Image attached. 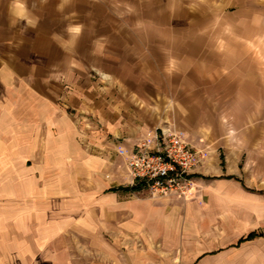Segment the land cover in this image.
<instances>
[{
  "label": "crops",
  "instance_id": "obj_1",
  "mask_svg": "<svg viewBox=\"0 0 264 264\" xmlns=\"http://www.w3.org/2000/svg\"><path fill=\"white\" fill-rule=\"evenodd\" d=\"M43 12L0 0V264H65L66 250L82 249L67 234L115 264H264V145L174 126L202 150L192 192L153 198L129 183L126 161L161 117L128 92L147 102L152 92H186L193 80L164 72L162 58L182 52L188 64L190 51H149L137 62L141 53L112 29L105 50L67 49ZM92 67L118 85L91 78ZM257 91L237 84L255 107ZM185 92L177 99L189 106Z\"/></svg>",
  "mask_w": 264,
  "mask_h": 264
},
{
  "label": "rangeland",
  "instance_id": "obj_2",
  "mask_svg": "<svg viewBox=\"0 0 264 264\" xmlns=\"http://www.w3.org/2000/svg\"><path fill=\"white\" fill-rule=\"evenodd\" d=\"M29 1L35 10H44L40 18H48L50 29L66 42L67 49L72 46L71 50L75 47L85 53L95 42H101L99 49L105 50L106 43L102 42L111 29L114 36L125 34L124 38L130 39L132 51L141 53L135 58L137 62L148 61L143 55L149 51L165 53L174 51V46H183L191 54L188 64L185 54L178 52L177 58H162V66L170 73L174 72L170 67L178 68L179 79H192L189 90L178 87L176 92H152L154 96L147 98L148 102L139 92H128L129 96L137 105L155 109L161 117L158 127H179L183 133L186 131L181 128L216 137L226 132L234 136L229 139L231 145H264V0ZM160 29V35L151 32ZM73 35L84 42L75 44L73 40L70 45ZM167 35L174 36L176 42L168 46ZM90 73L91 78L101 79L104 84L118 85L117 79L97 67H92ZM241 81L247 88L257 86L256 107L249 97L237 93ZM184 92L194 95L189 106H182L183 101L177 99ZM80 141L88 146L84 138ZM66 238L71 246L82 249L66 250L65 264H115L105 249L92 250L89 244H77L78 237L72 234Z\"/></svg>",
  "mask_w": 264,
  "mask_h": 264
},
{
  "label": "built area",
  "instance_id": "obj_3",
  "mask_svg": "<svg viewBox=\"0 0 264 264\" xmlns=\"http://www.w3.org/2000/svg\"><path fill=\"white\" fill-rule=\"evenodd\" d=\"M201 158L202 150L191 146L173 128L157 127L127 159L129 183L146 189L153 198H186L193 190L192 178Z\"/></svg>",
  "mask_w": 264,
  "mask_h": 264
},
{
  "label": "trees",
  "instance_id": "obj_4",
  "mask_svg": "<svg viewBox=\"0 0 264 264\" xmlns=\"http://www.w3.org/2000/svg\"><path fill=\"white\" fill-rule=\"evenodd\" d=\"M251 237V235L247 236V238Z\"/></svg>",
  "mask_w": 264,
  "mask_h": 264
}]
</instances>
